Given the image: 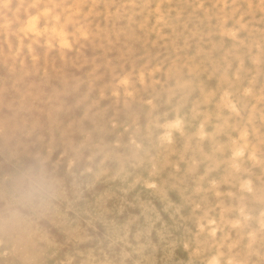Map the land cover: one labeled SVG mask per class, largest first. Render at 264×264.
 Returning a JSON list of instances; mask_svg holds the SVG:
<instances>
[{
  "label": "bare ground",
  "instance_id": "1",
  "mask_svg": "<svg viewBox=\"0 0 264 264\" xmlns=\"http://www.w3.org/2000/svg\"><path fill=\"white\" fill-rule=\"evenodd\" d=\"M13 1L0 0V4H6L0 8L4 14L0 18L11 16L14 21L6 30L7 39L18 45L20 51L27 45L38 51L48 41H59L64 49L57 59L80 71L72 94L64 93L65 100L72 97L80 106L82 93L103 92L106 117L116 118L117 129L126 125H122L124 120H131L140 112L136 122L147 149L151 148L152 138L163 130L173 133L175 127L182 126L187 102L193 100L208 108L209 113L215 111L216 123L220 121V124L210 129L213 152L220 149L219 136L225 147L228 138L235 134L239 137L236 151L242 155L238 160L242 166L233 174L230 163L224 166L211 156L205 158L199 170L203 174L199 184L200 202L205 210L202 209L204 213L198 218L202 229L192 240L191 249L196 251L200 264H213L214 259L219 264H260L257 253L256 259L250 258V253L256 252L250 235L257 224H264V180L250 173L246 160L256 158V154L264 156V43L257 48L248 39L241 50L237 32L264 14V0L260 8L254 6L255 0H18L17 7L12 9ZM42 26L51 29L54 35H42ZM224 39H230L228 50ZM5 45L0 41L1 50ZM251 59L260 61L261 66L250 65L247 60ZM4 61V57L0 58V63L8 69ZM60 76L64 78L65 73ZM117 92L122 97L117 102L120 110L116 114L112 109ZM148 100L150 104L145 103ZM224 103L229 107L227 110ZM26 109L43 111L32 103H26ZM15 110V115L22 117L16 107ZM76 132L72 131L74 138L79 137ZM199 133L198 129L192 130L184 141L187 144L196 141ZM175 136L180 134L176 132ZM169 137L171 141L172 136ZM2 144L5 142L0 134V249L9 251L15 264H34L41 250L53 252L63 264H149V261L163 264L166 261L164 249L154 244L148 247L142 226H136L137 232L129 230L124 226L127 222L111 220L109 208L96 197L88 196L84 203L82 195L72 192L66 180L41 176L38 160L31 162L28 172L12 168ZM107 145L96 156L93 174L103 173L99 164L101 155H106L107 164L115 161L120 165L115 169L118 178L102 182L105 190L109 187L118 191L116 184L126 190L130 183L134 185L137 201L154 183L158 186L155 194L159 199L171 193L170 198L176 199L172 205L183 207L184 200L178 199L183 196V184L178 176L175 180L172 175L168 158L163 159L167 166L159 168L153 181L143 177L134 180L128 172L133 170L138 156L131 153L124 159ZM76 147L70 149L74 156L85 153L79 163L81 167L77 166L81 170L74 173L79 190L87 182L92 146L84 143L82 149ZM58 148L54 142V149ZM162 152L161 147L156 154ZM199 153L195 150V154ZM196 170L187 162L181 172L192 176ZM208 173L216 176L218 182L213 189L205 180ZM34 177L36 182L32 183ZM172 183L176 184L175 188L171 187ZM103 190H96L94 195ZM171 191L179 193L178 198ZM159 199L157 208L167 211L165 204L161 208ZM141 205L144 206L143 202ZM98 208L102 211L96 212ZM254 208L261 209L263 217L240 224L241 211L251 214ZM59 240L65 245L62 249ZM0 264L11 262L0 257ZM191 264H196L194 259Z\"/></svg>",
  "mask_w": 264,
  "mask_h": 264
},
{
  "label": "rangeland",
  "instance_id": "2",
  "mask_svg": "<svg viewBox=\"0 0 264 264\" xmlns=\"http://www.w3.org/2000/svg\"><path fill=\"white\" fill-rule=\"evenodd\" d=\"M3 5L6 4L4 2L0 4V8ZM17 5L18 0H14L12 9H15ZM262 5L261 0L254 1L256 8H260ZM0 15L4 14L0 12ZM13 24L14 21L11 16L0 18V41L6 43L8 47H13L8 48L5 45L4 50L0 48V58L4 57V62L8 66V69H6L0 63V134L1 139L5 142V144H2L5 146L3 152L7 160L11 162L12 168L28 172L31 162L38 160L41 169L38 173L41 176L50 177L52 175L59 178L60 181L66 180L72 192L76 191L82 195L84 203H86V197H96L99 203H105V207L109 208L111 220L117 219L127 222L124 226L129 230L137 232L136 226H142L146 239L149 240L148 247L154 244L161 250L164 249L162 251L166 261L163 264H191L193 259L196 264H200L196 251L191 249L192 240L198 236L199 231L202 229L201 221L198 218L201 213H204L199 192V184L202 182L203 174L199 170L204 166L205 158L211 156L213 159L221 161L224 166L230 163L233 174L238 170L240 171L242 165L238 160L242 155L236 151L239 149V137L235 134L232 135L228 138L226 146L223 147L220 143L222 136H219L217 143L220 145V149L217 153L213 152L209 141L210 129L220 124V121L216 123L215 111L209 113L208 108L192 100L187 102L182 126L175 127L173 133H164L163 130L158 136L152 138L151 148L147 149L142 136L138 132L136 122L140 112L137 111L133 119L124 120L122 125H126L121 129H117L116 118L107 119L106 117L105 108L107 104L102 98L103 92L100 94L82 93L81 102L83 104L80 106L74 103L72 97L65 100L64 93L69 92V94H72L75 86L74 80L80 76V71L72 66L68 67L62 64L61 60L57 59L56 56L62 52L63 46L61 43L59 41H48L38 51L27 45L20 51L19 46L13 45L6 36V30L10 26L12 27ZM41 31L44 36L54 35L51 29L46 30L44 26H42ZM237 36L241 50L248 39L254 42L255 47L261 46L264 43V14L259 15L254 22H249L245 27L240 28ZM55 38L57 39V37ZM223 44L225 49L231 48L230 39H224ZM247 62L250 65L255 63L261 66L258 60L251 59ZM63 72L65 77L60 78ZM23 79L25 80L23 81ZM62 80H65V82H62ZM250 93V91L247 92L248 95ZM121 97L120 92L114 95L115 107H113L112 112H116V114L120 110V105L117 102ZM26 103H32L38 109L43 108V111L26 109ZM145 103L150 104L149 100ZM212 104L215 105V101H212ZM225 105L227 104L224 103L223 108L227 110L229 107ZM15 107L22 117L15 115L17 112ZM85 117L87 118L84 119ZM197 129L201 133L195 137L196 141L187 144L184 140L188 138L192 130ZM74 130L77 131L75 134L79 133V137H73L72 131ZM176 132L180 136L176 137ZM35 136H37L36 140H34ZM169 136H172L171 141ZM249 138L254 139V136L249 135ZM54 142L58 144V149H54ZM84 143L92 146V151L89 152V172L86 176V184H83L82 188L77 190L76 187L80 186L74 173L78 169L81 170L77 166L81 167L79 163L85 153L81 152L79 157L78 155L74 156L70 149L77 148L76 146L82 149ZM107 144L111 146L115 153L122 155L124 159L128 158L131 153L135 157L138 156L139 159L133 164V170L128 172L129 177L134 180L143 177L145 179L150 178V181H153L159 168L167 166L162 163L163 159L168 158V168L170 169V166H172V175H175V180L178 176L184 189L183 196H180V198H178L179 193L171 192L180 202L184 200L183 207L172 205V202L176 199L174 197L173 200L170 198L171 193L164 195L162 200L159 199V196L155 194L158 186L154 183L148 186V193L144 194V197L141 194L140 199L142 201L139 198H137V201L135 200L136 191L134 185L130 183L128 184L129 187L126 188L127 191L118 188L120 184H116L118 191L110 190L109 187H106L105 190L103 187L104 181H111L114 177L118 178L115 169L120 165H117L115 161L107 164L106 155H101L99 164L102 166L103 173H96V176L93 174L96 168V156L100 154L103 148H108ZM161 147L163 152L156 154ZM195 150L201 153L195 154ZM54 153H56L55 156ZM187 162L193 164L197 169L192 176L181 172ZM236 162L239 164V168ZM246 166H248L250 173H256L259 179L264 180V156L256 154V158L253 156L246 160ZM43 172H45L44 175H42ZM163 178L166 181L169 180L168 176H163ZM205 180L211 189L218 184L216 176L212 173L206 174ZM35 182L36 177L32 179V183ZM174 183L171 186L173 188L176 187ZM100 188L104 190L94 195L96 190ZM158 199L161 208L165 204L167 211L163 208L162 211L157 208L159 206ZM141 202L144 206L141 205ZM101 211L99 208L96 210V212ZM261 211L259 208H254L251 214L245 213V210L241 211L242 223L240 224L260 220L263 217ZM192 214H195L194 217L191 216ZM261 225L257 224L254 227L253 234L250 235L253 241L251 245L256 249V252L250 253V258H259L260 264H264V224ZM56 230L53 233L59 237ZM174 239L180 242L175 243V245L172 241ZM129 240L132 241V238L130 237ZM168 240L173 243L167 244ZM58 244L60 249L65 247L62 240H59ZM256 253L257 257L255 258ZM0 257L3 260H10L11 264H15L11 253L5 249H0ZM35 262L36 264H63L53 252L47 250L39 251ZM127 262H131V257L127 258ZM69 263L71 262L64 264ZM149 264L156 263L155 261H149Z\"/></svg>",
  "mask_w": 264,
  "mask_h": 264
},
{
  "label": "clouds",
  "instance_id": "3",
  "mask_svg": "<svg viewBox=\"0 0 264 264\" xmlns=\"http://www.w3.org/2000/svg\"><path fill=\"white\" fill-rule=\"evenodd\" d=\"M213 264H219L218 260H213Z\"/></svg>",
  "mask_w": 264,
  "mask_h": 264
}]
</instances>
